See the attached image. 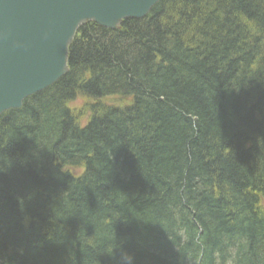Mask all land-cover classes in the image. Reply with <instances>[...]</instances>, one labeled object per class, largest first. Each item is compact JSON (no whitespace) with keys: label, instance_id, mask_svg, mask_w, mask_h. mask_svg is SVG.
<instances>
[{"label":"trees","instance_id":"obj_1","mask_svg":"<svg viewBox=\"0 0 264 264\" xmlns=\"http://www.w3.org/2000/svg\"><path fill=\"white\" fill-rule=\"evenodd\" d=\"M67 61L0 114V264H264V0H160Z\"/></svg>","mask_w":264,"mask_h":264},{"label":"water","instance_id":"obj_2","mask_svg":"<svg viewBox=\"0 0 264 264\" xmlns=\"http://www.w3.org/2000/svg\"><path fill=\"white\" fill-rule=\"evenodd\" d=\"M160 0H0V114L63 76L68 47L88 22L114 29Z\"/></svg>","mask_w":264,"mask_h":264},{"label":"rangeland","instance_id":"obj_3","mask_svg":"<svg viewBox=\"0 0 264 264\" xmlns=\"http://www.w3.org/2000/svg\"><path fill=\"white\" fill-rule=\"evenodd\" d=\"M85 98L86 97L84 96H77L74 100L68 102L69 107L72 108V110L79 115V121L81 123H83L88 118L89 115V112L87 110H84L83 112L79 111L82 110V107L85 103ZM99 100H101V102L104 104L119 105V106L128 104L131 101L129 97H120L114 95L106 96L104 98H100ZM65 169L69 170L71 173L75 175H79L82 172L81 167H66Z\"/></svg>","mask_w":264,"mask_h":264}]
</instances>
